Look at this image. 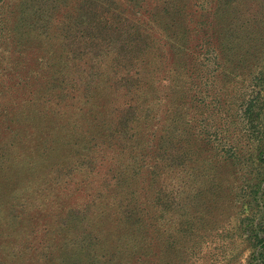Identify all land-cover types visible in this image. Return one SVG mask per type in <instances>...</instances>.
Listing matches in <instances>:
<instances>
[{
	"label": "trees",
	"instance_id": "trees-1",
	"mask_svg": "<svg viewBox=\"0 0 264 264\" xmlns=\"http://www.w3.org/2000/svg\"><path fill=\"white\" fill-rule=\"evenodd\" d=\"M70 1L62 0V20L53 19L62 27V81L51 74V90L37 95L30 83L37 70L25 58L12 60V66L0 64V218L9 211L19 218L43 217L33 227L41 238L36 253L31 242L13 245L0 225V264H60L72 238L80 242L88 264H162L166 247V264L192 256L204 242V235L197 236L200 229L217 207L208 197L221 167L208 157L216 139L200 122L205 112L209 120L212 109L224 110L223 91L213 88L225 87L223 75L233 54L222 39L207 33L199 49L190 45L204 27L190 0H128L154 15L140 19L128 17L114 0ZM238 1L218 0L214 16L234 2L236 13ZM176 18L182 27L178 41L168 33ZM216 18L222 30L230 28L232 23ZM43 27H51L47 19ZM167 39L181 43L179 59L167 56ZM260 55L253 66L245 54L235 60L234 67L241 65L243 73L231 69L233 78L242 73L241 82L247 84L239 110L231 113L234 121L229 117L230 123L240 120L245 126L252 150L247 171L240 163L243 148H219L224 158L237 163L231 165L233 171L245 169L248 177L241 179L239 191L248 194L241 197L237 229L252 251L249 264H264V52ZM261 61L262 66L255 65ZM223 115L214 122L218 128L224 125ZM60 147L77 155L82 167L129 157L144 171L125 177L122 186L125 173L119 168L108 176L102 173L98 182L83 177L73 182L63 175H69L68 163L57 160L45 181L43 174L34 176L41 170L37 165L48 163ZM35 179L44 182L37 186ZM37 188L39 200H34L30 195ZM199 195L211 203L205 215L193 206ZM32 206L40 209L38 214L27 212ZM255 213L262 215L258 222ZM177 233L182 238L176 239ZM130 240L137 249L129 246ZM185 241L188 246L178 251Z\"/></svg>",
	"mask_w": 264,
	"mask_h": 264
},
{
	"label": "rangeland",
	"instance_id": "rangeland-1",
	"mask_svg": "<svg viewBox=\"0 0 264 264\" xmlns=\"http://www.w3.org/2000/svg\"><path fill=\"white\" fill-rule=\"evenodd\" d=\"M76 1L77 0H71L70 4L73 5ZM114 1L119 8H123L126 11V15L131 19H140L148 16H151V18L154 17L152 13H150L151 15L148 14V12H150L148 10L149 8L142 10V7H134L128 0ZM217 1L218 0H190L195 19L199 20L198 17H201V21L204 23L203 29L197 32V36L193 38L190 45L199 49L201 45L200 39L204 37L203 33H207L209 36H213L218 42L219 39H222L225 46L230 50L229 55L233 54V56H229V58L234 60L232 64L229 63L230 65L226 66L227 71H223L225 74L223 75L225 87H223V89L221 85L214 87L215 84L213 85L214 88L212 87L215 92L223 91V93L220 92L219 94L220 97L223 98L224 110L223 108L212 109L210 111V118L207 120V112H205L204 107L203 111L206 114H203L200 122V124H202L201 126H204V128L210 127L208 128L210 139L213 141V136L216 139L210 144V156L208 155V157L210 161L221 167H218V185L215 184V186L213 183L208 198L213 200L217 207L212 209L208 215L209 222H205L206 224L200 229L197 235L198 237H201V235L205 236L203 238V244L201 246L196 245L194 255L188 256L187 258L184 257V259L178 256L176 260L172 261V264H249L252 254V251L247 247V243L244 240L245 235L243 230L237 229L240 202L242 200L241 197L247 196L248 194L247 190H245V192L239 191L241 188L240 184L241 179L247 177L245 172L249 164H251L249 154L252 150L249 149L245 138L246 130L244 124L240 120H236L237 116L234 118L236 123H230L229 117L230 120L234 121L231 118V113H235L239 110L241 96L247 88V84L241 82L244 70L239 64L234 67V65H236L235 60L241 58V56L245 54V57L249 60L248 62L252 63L253 66L255 58L257 56L258 59L261 58L260 54L264 52V0H239L236 13L231 8L235 4L234 2L230 8L227 7L225 9L227 10L226 13L218 15L219 18L214 16L216 13ZM68 8L72 7L70 6ZM65 15L66 13L63 12V16ZM214 18L220 19L222 24H227V21L232 24L229 29L224 27V30H222L221 26H217V22ZM46 19L48 20V25L50 23L51 26L48 27V29L47 27H43ZM53 19L62 20V0H0V64L4 67L12 66V60L18 59L19 56L25 58L23 61L27 63L28 67L37 70L34 79L30 82L31 85H34L32 88L37 90V95H41L44 92L48 93V91L51 90H47L49 87L48 85L51 84V74L53 77L58 78L59 81H62V53L64 52L62 47V27L60 28ZM174 20L176 25L169 32L167 31L168 33L176 34L181 32L179 27H182L179 19L176 18ZM36 23H40L42 27ZM155 30L156 29H154V31ZM176 35L175 37L178 41L180 35ZM164 42L168 46H171V49H168L166 46L168 49L167 56L171 59H179L182 56V53L179 52V49L182 50L181 43L175 42L174 39H167ZM225 58H227V56ZM262 64L261 61L255 65L262 66ZM231 69H234L235 72L241 71L240 78H233L231 75L234 70ZM252 72L254 73L256 70L252 69ZM67 78L68 80L71 79L70 76ZM6 100L7 99L4 101ZM204 100H207V97H205ZM67 101L65 103H67ZM57 103L61 104L62 108V97L57 100ZM52 105L53 104H49L46 108ZM37 110L40 111L41 108ZM222 112L224 115L222 119L223 122H221L222 124L224 123V125L218 128L215 126L214 122ZM195 125L197 127L200 126L198 122ZM194 130L200 132L199 129L194 128ZM261 130L264 133V126H262ZM229 144H232L235 150L243 148V152L240 156V163L245 165L246 171L245 169L240 170V173L233 171L231 165L236 162L224 158L223 151H219V148H222V150H229ZM216 145L218 146L216 147ZM219 145L221 147H219ZM77 159V155H74L72 152L67 153L60 147L49 157L48 163L44 162L37 165L38 170H41L39 173H34V176L41 179V174H43L45 181V173L51 168L50 165L54 166V163H57V160L62 164L68 163L69 175L67 173H63V175H66L68 177L67 179L73 182H77L82 177V179H87V181L96 180L98 182L102 173L108 176L112 174L113 169L119 168L125 173V176H122V182L119 184L122 186L126 184L125 177L133 179L135 176H140L144 171L140 162L130 159L129 157H120L113 161L92 164L89 168L87 166L82 167ZM98 171L101 173L98 174ZM34 181L37 186H41L44 182L41 183L40 180L36 179ZM256 182L255 180L254 184ZM218 186H220L219 190L217 189ZM32 193H34V195L32 194L30 196H32L34 200H37L39 198L38 188L32 191ZM60 197L62 200V195ZM210 205L211 203L206 200L203 195H199L193 200V206L197 214L205 215V211L208 210V208L210 209ZM0 206L2 205L0 204ZM38 210L40 209L36 208V206H32L27 212L31 213L35 211V213L38 214L36 212ZM255 210L253 212H255ZM180 212L178 210L177 214ZM5 215L0 218V225H3L1 229L3 234H9V240L14 241L13 245L16 242L22 244H28L29 242L33 243L32 248L36 253V248H38V243L36 242L41 240V238L35 228H37L36 224L40 222V219L42 220L43 217L41 218V215L38 214L37 218L27 216L19 218V215H14V211H9ZM255 216L256 222L262 217L260 213H255ZM211 217L215 219L212 220ZM56 224L61 225L62 220H58ZM181 234L182 233H177L176 239L182 238ZM183 236L186 237L189 235L184 234ZM198 237L196 241L200 240ZM45 238L48 237L45 235ZM72 239L73 240L67 243L63 248L64 254L62 257L65 261H61L60 264H88L86 252L81 248L80 242L76 238ZM2 242H4L3 239L1 243ZM129 246L135 249L138 248V244L133 240L129 241ZM182 246L183 247L178 251H184L183 248L188 246L187 242L185 241V244H182ZM169 252L170 248H164L162 254V259L164 261L162 264H166L165 262L168 259L164 254H168ZM58 262L59 261H56V264H58Z\"/></svg>",
	"mask_w": 264,
	"mask_h": 264
}]
</instances>
